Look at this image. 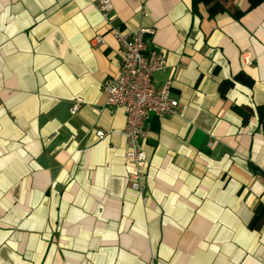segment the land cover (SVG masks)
I'll return each mask as SVG.
<instances>
[{
  "label": "crops",
  "instance_id": "0c3cea01",
  "mask_svg": "<svg viewBox=\"0 0 264 264\" xmlns=\"http://www.w3.org/2000/svg\"><path fill=\"white\" fill-rule=\"evenodd\" d=\"M96 1L0 0V264H264V0H110L180 104L149 121L143 194Z\"/></svg>",
  "mask_w": 264,
  "mask_h": 264
},
{
  "label": "built area",
  "instance_id": "2783aa9c",
  "mask_svg": "<svg viewBox=\"0 0 264 264\" xmlns=\"http://www.w3.org/2000/svg\"><path fill=\"white\" fill-rule=\"evenodd\" d=\"M96 8L121 49L118 75L105 78L101 83V90L110 111L118 108L124 111L125 126L122 135L127 147L125 159L133 167L129 175L130 188L143 194L147 168V154L143 142L149 139V121L176 115L180 104L172 93L173 79L156 78V75L166 71L167 61L153 45L154 29L142 26L134 33H123L116 25L110 0H98ZM92 45H103L102 37H94ZM241 56L245 65L253 64V60L246 53ZM83 106L84 101L81 98H72L70 114L76 115ZM106 135L108 132L103 130L95 131L99 140Z\"/></svg>",
  "mask_w": 264,
  "mask_h": 264
},
{
  "label": "rangeland",
  "instance_id": "374dc122",
  "mask_svg": "<svg viewBox=\"0 0 264 264\" xmlns=\"http://www.w3.org/2000/svg\"><path fill=\"white\" fill-rule=\"evenodd\" d=\"M98 1V0H97ZM97 1H96V3H97ZM95 7H96V4H95ZM114 8V7H113ZM97 9V8H96ZM99 12V11H98ZM100 13V12H99ZM101 15V14H100ZM102 17V16H101ZM104 20V19H103ZM105 22V21H104ZM106 24V23H105ZM108 27V26H107ZM109 29V28H108ZM110 31V30H109Z\"/></svg>",
  "mask_w": 264,
  "mask_h": 264
},
{
  "label": "trees",
  "instance_id": "16d2710c",
  "mask_svg": "<svg viewBox=\"0 0 264 264\" xmlns=\"http://www.w3.org/2000/svg\"><path fill=\"white\" fill-rule=\"evenodd\" d=\"M197 0H195V4H196Z\"/></svg>",
  "mask_w": 264,
  "mask_h": 264
}]
</instances>
